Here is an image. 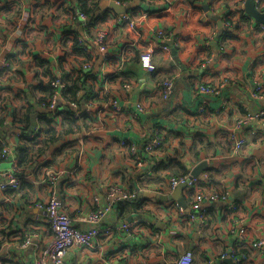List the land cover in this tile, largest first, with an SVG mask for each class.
<instances>
[{
	"label": "clouds",
	"instance_id": "obj_1",
	"mask_svg": "<svg viewBox=\"0 0 264 264\" xmlns=\"http://www.w3.org/2000/svg\"><path fill=\"white\" fill-rule=\"evenodd\" d=\"M98 3L107 6L105 0H98ZM112 3H116L120 8H126L140 4V0H107V4ZM21 7L23 9L21 19H24L29 14V9L23 5ZM141 7L147 8L152 5L148 0H145ZM168 11L177 16V21L168 26V30L172 32L168 39H172L175 32L179 30V17L183 16V12L171 7H168ZM91 15L92 13L88 15L77 13L75 19L64 18L70 27L80 25L81 41L86 42L87 50L91 55L90 60L74 63L61 71L57 62L59 48L57 44L53 43L43 49V54L51 60L48 65L51 69L49 75H43L41 72V75L36 76L37 70L28 68L30 58H25L22 63L13 65V73L18 69L23 73V76L12 75L6 81V84L12 86L13 89L22 88L23 94L19 100L14 98V92L6 94L8 99L5 102L8 105L9 116L0 122V137L5 142L4 151L8 158L0 161V174L7 173L10 177L14 173L12 163L16 146L19 143L18 138L24 130V124H28L30 127L33 123V114L38 111L46 112L54 117L55 123L54 130L48 136L47 144L43 148V155L38 159L34 158L33 162L26 165L23 170L36 185H47V201L45 193H41L39 201L35 199V196L26 197L27 203L20 202L17 210L10 214L11 225L3 226L4 230H20L21 235H16L10 240L0 236V264H4L5 259L11 264H71L73 258H76L77 264H152L151 258L140 252L133 255L130 250H126L123 254L117 253L115 259L108 258L109 251L123 243L127 236V233L123 231L126 226L125 220L117 219L115 205L110 204L109 201L121 190L127 191V177H135L147 171L153 158L176 156L177 153L180 154L178 158L182 159L189 170L201 163L202 160H207L209 164L217 162L229 164L223 175L225 190L220 194L221 202L230 204L234 199H239L241 211L238 216L234 217L233 223L228 228H222L221 232L217 233L225 237L229 244L224 254L227 255L232 251L231 243L234 239L246 238L255 251L250 252L247 257L237 256V262L241 260H243V264H249L250 261H254L255 264L264 262V222L253 218L264 213V163H257L253 160L247 168H242L240 164L241 161L257 155V149L264 148V137H261L255 144L250 143L247 147H241V140L248 139L242 136L243 129L247 125L256 124L253 114L258 107L264 106V95L257 96L252 93V86L243 71L231 80L221 78L223 82L218 87L208 85L209 77L205 75L206 69L211 66L214 69L222 70L224 67L223 62L213 63L215 59H218L215 51L206 58L200 57L194 61L186 54L181 56L184 70L181 69V66H176L168 78L161 81L153 76L158 61L152 55L151 48L137 46L135 51L121 56L119 64L115 66L120 73L116 77L118 82H106V75L113 70L108 64L103 63L105 57L120 52L121 46L126 40L146 38L141 36V32L144 30V22L148 13L110 17L106 24L89 33L86 26ZM50 17L51 12L45 9L37 16L38 24L49 25L47 31H55L58 39L64 21L52 23ZM124 21H128L127 27H118ZM164 30L163 26L155 25L151 27L147 35L160 33ZM109 34L111 35L109 36ZM46 35L47 32L42 33L40 39L43 40ZM11 39L12 37L9 36V42ZM4 47L8 48L9 45L6 44ZM247 47L251 49V40L248 41ZM168 63L170 65L174 63L171 56L168 57ZM72 69H80L83 72L86 70L96 74L98 78L91 90L88 84L83 83V77L80 80H75L73 77L79 86L78 91L73 95L62 94L61 90L64 89L65 84L72 81L61 83V80L64 79L65 72ZM33 77L46 84H51L55 89L54 95L43 98L40 93L33 94L30 90V85L35 82ZM255 83L264 84V79ZM101 85H103L102 89ZM229 94H233L245 103L248 115H236L231 122L227 118L217 120L213 117L206 130L211 140L215 139L213 132L217 127L231 131L233 136L230 147L222 145L208 151L202 147L199 150V155H196L187 151V142L182 147L179 141L170 144L167 141H162L164 151L148 154L147 161L135 165L134 168L124 164L122 153L105 157V159L113 161L109 168L118 163L128 167L123 181H114L111 172L107 169L104 175L97 174L104 151L103 144L112 142V138L117 134L128 137L132 141L130 150L138 152L148 140H152V143L161 141L167 127L185 126L184 120L169 123L168 120L161 119L160 117L165 115L166 111L175 109L183 115L194 110L199 104L207 103L213 97L220 98V103L223 104ZM150 100H156V102L148 104ZM57 102L60 104L59 108H57ZM227 106L235 107L231 99H228ZM65 110L71 113L74 123H68L63 115L56 114ZM13 112L16 113V117L11 115ZM85 112H87V116L84 115ZM21 116L23 123L17 119ZM257 126L264 128V123H259ZM150 129L159 131L160 135L153 138ZM192 130V121L188 120L186 131ZM98 132L104 134V141L96 140L92 135ZM66 144L72 146L57 156L52 167L43 169L38 176H32V171L37 167L40 159L47 158L55 149ZM77 162L86 163L87 167L78 175L71 177L74 182H79L78 189L80 190V198L73 200L70 194L61 193L60 184L62 180L69 177L67 169H73ZM237 175L243 176L244 180L238 187H235L233 178ZM189 176H184L182 179L170 178L171 188L163 193L156 190L157 186L141 187L137 185L136 187L139 190L138 194L148 192L154 195H170L176 185L190 183ZM9 182L14 183L15 181L10 179ZM101 195L103 198H99ZM216 200L217 195H214L213 192H206L197 197L192 205L199 208ZM47 202H50V206ZM34 210L41 213V219H44L43 213H50L59 221L54 227L57 235L49 234V231L43 227L24 229L25 219ZM172 219H176V216L172 215ZM102 222L109 225L115 223L120 231L106 240H98L96 233ZM73 224L75 227L72 228L75 229V232H66V228ZM243 225H256V227L251 234L245 237L242 233ZM193 233L197 236L200 235L195 229H193ZM96 247H99V252L92 251ZM202 253L203 255L193 256L191 249L186 248L179 253L177 264H193V262L203 264V257H207L210 264H215V250L206 246L202 249Z\"/></svg>",
	"mask_w": 264,
	"mask_h": 264
},
{
	"label": "crops",
	"instance_id": "obj_2",
	"mask_svg": "<svg viewBox=\"0 0 264 264\" xmlns=\"http://www.w3.org/2000/svg\"><path fill=\"white\" fill-rule=\"evenodd\" d=\"M144 2L145 0H140V4L134 7L120 8L116 3L107 4V0H105L107 6L100 5L98 0H0V60L6 59L9 65L0 75V122L9 116L8 105L5 102L8 99L6 94L14 92L16 100H19L23 94L22 88L17 90L6 84V81L12 75L23 76V73L18 69L13 73V65L22 63L25 58H30L29 70L36 69V76L41 75V72L43 75H49L51 69L48 65L51 60L43 54V49L53 43L57 44L59 48L57 62L61 71L74 63H83L91 58L86 42L81 41L80 25L77 24L75 27H70L64 19L65 17L75 19L77 13L84 15L92 13L91 19L86 26L89 33H91L106 24L110 17L126 13L129 16H136L138 13L147 12L148 16L144 22V30L141 32V36L146 38L126 40L121 48L126 45L124 49L125 55L135 51L137 46L144 48L148 46L158 47V45L165 43L169 51H157L154 54V58L158 61L156 71L153 74L155 79L161 81L167 79L176 66H181V69L184 70L181 56L186 54L194 61L200 57H208L214 52V49H217L218 59H215L213 63L219 64L223 62L224 67L222 70L214 69L211 66L206 69L205 75L209 77L208 84L218 87L223 82V79L231 80L243 71L246 73V78L251 84L253 91L255 82L264 79V27H259L245 15L243 6L238 0H148L152 7L142 8L141 4ZM22 5L29 9V14L24 19H21ZM168 7L183 12V16L179 17V30L175 32L172 39H168L172 35V32L168 30V26L177 21V16L169 12ZM45 9L51 12L50 21L52 23L64 21L58 39L55 31H47L49 25L38 24L37 16ZM260 11H264V4ZM228 17L231 18L232 28L229 35L222 38V34L226 29L224 22ZM155 25H161L165 28L163 32H160L165 40L156 39L157 33L147 35L151 27ZM118 27L126 28L127 26L126 24H121ZM45 32H47V35L41 40L40 36ZM9 36L12 37L10 42L8 40ZM249 40H251V49L247 47ZM6 44L9 45L8 48L4 47ZM220 45L223 46V51H220ZM38 47L39 50H37ZM169 56L174 62L171 65L168 63ZM120 58V52L105 57L103 63L108 64L113 70L105 77L108 82H118L116 77L120 73L115 66L119 64ZM73 77H75V80L83 77L84 83L89 85L90 90L98 78L93 72L72 69L69 72H65L64 80L75 81ZM33 80L35 82L30 85L32 93H40L43 98H47L50 92L49 84L42 80H36L35 77H33ZM90 81L91 83H89ZM262 85L264 86V84ZM102 88L103 85H101ZM228 99H231L235 107H226ZM155 102L156 100H150L148 104ZM199 106L200 104L191 112H186L183 115L175 109L173 111L165 110L166 114L160 117L161 119L168 120L169 123L184 120L185 126L167 127L165 134L162 136L164 141L169 144L179 141L182 147L187 142V151L196 155H199V150L202 147L206 151L222 145L230 147L231 143L227 140L228 129L217 127L213 132L214 140L209 139L206 129L213 117L217 120L227 118L231 122L236 115H246L248 109L245 103L241 102L233 94H229L223 104L220 103V98H210L203 114L197 113ZM261 107H258L257 110ZM47 114L39 111L33 114V121L36 123L33 133L28 136L21 133L18 138L19 143L13 155L14 162L12 165H16L19 172H24L26 165L32 163L34 158L38 159L43 155V148L47 144L48 136L54 130L53 125L55 123L54 120L49 121L46 119L45 116ZM11 115L16 117L15 112L11 113ZM57 115H63L68 123H74V120H71V116L69 117L64 111L58 112ZM84 115L87 116V112ZM157 116H160V114H157ZM17 119L20 121L23 120V117H17ZM188 120L192 121V131H186ZM28 128H24V130ZM149 131L152 135L155 133L160 135L159 131H152L151 129ZM255 131L259 132V134L255 137L249 136L245 147L250 143H257L261 137H264V129L255 125ZM246 133L248 134L244 130L242 136H246ZM92 135L96 140H105L102 132L93 133ZM0 140L3 141V138L0 137ZM122 141L132 142L128 137L117 134L112 138V142L103 144L104 151L98 166V175H104L107 169L111 172L114 181H123L125 179L128 167L118 163L114 167L109 168L113 161L105 159V157L112 156L115 153H122L124 164L134 168L130 154L127 153L126 148L120 146ZM71 146V144H66L61 148L55 149L47 158L40 159L37 167L32 171V176L40 175L43 168L52 167L57 156ZM23 147L29 150L20 151ZM164 150V145L162 144L158 151ZM256 152L257 155L240 162L242 168H247L248 165L252 164L253 160L257 161V163H264V148L257 149ZM179 156L180 154L177 153L176 156H166L160 159L153 158L147 171L135 177H127V191L137 190L138 194L139 190L136 186L140 185L141 187L157 186L156 190L163 193L170 189V178L188 175L189 171H193L195 167L205 162L207 166L198 177L203 179L206 174L208 180H201L196 188L203 191V193L215 192L220 196L221 192L225 190L223 175L229 167L227 162L209 164L207 160H202L201 163L189 170L182 159L178 158ZM86 167V163L77 162L73 169H67L69 177L61 181V193L70 194L73 200L80 198L79 182H74L71 177L78 175ZM26 176L27 180L23 182L18 191H0V236H4L9 240L16 235H21L20 230L5 231L3 228L5 225H11L10 214L17 210L20 202L27 203L26 197L29 196H35V199L39 201L41 193L46 194L45 200L47 201V185L38 186L28 175ZM243 180V176H235L233 178L234 186L238 187ZM197 191L194 190V192ZM187 193L186 188L175 189L170 195H154L153 193L144 192L138 194L136 202L125 204L121 208L115 209L117 219L123 218L125 223H131L133 227L132 231L127 233L124 242L109 251L108 258L115 259L117 253L123 254L126 250H130L133 255L140 252L151 258L152 264H171L184 249L190 248L193 256H196L197 254L203 255L202 249L207 246L216 252L214 257L215 264H226L224 263L225 259H230V257L227 256L225 259L220 260L219 256L225 255L224 253L227 251L229 244L225 237L217 233L221 232L222 228H228L233 223L234 217L238 216L241 211V201L234 199L230 204L222 203L221 200L212 201L209 204L202 205L203 210L200 215L203 216V219L194 218L193 221H189L179 214L176 207L177 200L183 199L187 209L189 208L191 195H187ZM171 196L172 200H168V198L165 201L160 199V197ZM99 198H103L102 195ZM62 201L63 196L61 197V203ZM227 209L228 211H226ZM172 215H175L176 219H172ZM40 216L41 213L38 210L32 211L24 221V229L43 227L52 235L50 226L46 222L45 213H43L44 219H41ZM253 218L264 222V213ZM112 225L116 224L109 225L103 222L101 224L103 227ZM242 227L246 229L248 235L253 232L256 225H243ZM193 229L199 232L200 235H195ZM117 232L102 235L97 239L106 240ZM233 246L234 240L231 243V247ZM99 250V247L92 249L93 252H99ZM252 251L254 250L249 251V253ZM209 262L207 257H203V264H210ZM4 264H11V262L5 259ZM71 264H77L76 258H73ZM249 264H255V262L250 261ZM261 264H264V262H261Z\"/></svg>",
	"mask_w": 264,
	"mask_h": 264
},
{
	"label": "built area",
	"instance_id": "obj_3",
	"mask_svg": "<svg viewBox=\"0 0 264 264\" xmlns=\"http://www.w3.org/2000/svg\"><path fill=\"white\" fill-rule=\"evenodd\" d=\"M254 1V4H255V7L259 10H261L263 4H264V1L263 0H253ZM238 2L240 4H242V6L244 5V2L245 0H238ZM240 6V7H242ZM82 14V13H80ZM84 15V14H82ZM122 15H129V14H122ZM121 16V15H119ZM227 19V18H226ZM127 23L128 21H124L123 24H126L127 26ZM224 26H225V30L224 31H227V32H230L231 31V28H232V23H231V18L228 17V19L224 22ZM261 28H263V26H259ZM159 38L158 39H164L163 35L161 33H157V35ZM126 45H123V47L121 48V56H124V49H125ZM151 48L152 50V55L154 56V54L157 52V51H169V48L166 46L165 43H162L160 45H158V47H152V46H148L147 48ZM219 49L220 51H223V46L220 45L219 46ZM91 58H89L90 60ZM9 67L8 63H7V60L6 59H2L0 60V75ZM106 82H108L107 80H105ZM64 79L61 80V83H64ZM208 85H211L213 87H216L212 84H208ZM49 87H50V95L49 96H52L54 95L55 93V89L54 87L49 84ZM68 89V86H67V83L65 84V87L63 90H61L62 94L65 95L66 91ZM253 94L257 95V96H260V95H264V86L262 84H258L256 83L255 86H254V89L252 91ZM67 96V95H65ZM48 97V96H47ZM208 106V102L207 103H201L200 106L198 107L197 109V113L198 114H203L205 112V108ZM60 107V104L59 102H57V108ZM58 113V112H57ZM56 113V114H57ZM248 113L244 116H247ZM254 117H255V121H256V124H252V125H247L246 127H244L243 131L246 130L248 132V134L246 133V136L244 137H252V136H257L259 134V132H256L255 131V125L259 124V123H264V106H262L260 109H258L254 114ZM46 119L49 120V121H53L54 120V117H51L49 114H47L46 116ZM264 129V128H262ZM22 133V132H21ZM153 138H155L156 136H159L158 134H153L152 135ZM233 136V133L231 131H228V136H227V140L229 143H232V139L231 137ZM162 141H164L163 137L161 138V141H157L156 143H152V140H148L146 141L143 146L140 148V151L138 152H133L131 151V146H132V142H120V146L123 147V148H126L127 150V153L130 154L132 160H133V164H134V167L135 165H138L140 163H144L147 161L148 159V154L150 153H154L156 151H158L161 146H162ZM248 143V139H242L241 140V147L244 148ZM0 145L2 147V151H1V154H0V161L2 160H5L7 159V153L4 151L5 149V142L0 140ZM13 169L15 170L14 173L9 177V175L7 173L5 174H0V191H7V192H14V191H18L20 186L22 185L23 182H25L27 180V176L24 172H19L16 165H12ZM43 169H46V168H43ZM186 176H189L186 175ZM205 177L203 179H206L208 180V177L207 175L205 174L204 175ZM184 177V176H183ZM183 177H180L181 179ZM14 180L15 182L14 183H11L9 182V180ZM201 177H196V178H192L190 179V176H189V181L190 183H180L178 185H176L175 189L177 187H179L180 185H185V188L187 189V195H191L190 196V199H189V208L188 209H182L178 204L176 205L177 209H178V212L181 216L185 217L186 219H188L189 221H193L194 218V215L191 214L190 211H193V210H199L200 213L202 212V206L201 207H195L192 205V203L194 201H196L197 197H200L202 196L203 191H200V189H197L196 186L198 185L199 182H201ZM169 186L171 188V180H169ZM174 189V190H175ZM194 190H198L197 192H194ZM214 195H217V193L213 192ZM138 194H137V190H134V191H124V190H121L120 192H118L114 198L109 201L110 204L112 205H115V209H117L120 205H125V204H129V203H134L138 200ZM192 197V198H191ZM221 200L220 196L217 195V200L216 201H219ZM61 202V201H60ZM50 206V202H47ZM231 209V208H230ZM94 211V209H93ZM228 211V209L226 210ZM199 213L198 217L199 219H203V216H201ZM45 216H46V222L48 223V225L50 226V229H51V232H52V235H57V233H55L54 231V227H55V224L56 223H59V221L55 218V217H52L50 213H45ZM125 227L123 228V231L125 233H130L132 231V224L131 223H125ZM72 227H75V225L73 224L72 226L70 227H67L66 228V232H72L74 233L75 232V229L72 228ZM117 231H120L119 228H117L116 225H112V226H100L99 228V231H97L96 233V238H99L100 236L102 235H107V234H110L112 232H117ZM242 233L245 235V237L247 236V233H246V229L242 227ZM85 247H87V245H85ZM61 251H63V249H60ZM251 250H254V248L251 247V245L247 242V239H240V240H235L234 239V246L232 247V251L227 254V255H220L219 256V259L220 260H223L225 259L227 256L230 257V259L232 260L233 263L235 264H243V260L237 262L236 260V257L237 256H241V257H247L249 255V251ZM210 263V262H209ZM171 264H177V258L171 263Z\"/></svg>",
	"mask_w": 264,
	"mask_h": 264
},
{
	"label": "water",
	"instance_id": "obj_4",
	"mask_svg": "<svg viewBox=\"0 0 264 264\" xmlns=\"http://www.w3.org/2000/svg\"><path fill=\"white\" fill-rule=\"evenodd\" d=\"M243 11L245 13V15L247 17H249L250 19H252L254 21V23L258 26H263L264 27V11H260L259 9H257L255 7L254 1L253 0H245L244 5H243ZM214 51L217 53V49H214ZM36 128V123L33 121V123L31 124V126L26 129L23 130L22 133L26 136L31 135L33 133V130ZM206 163L202 162L201 164H199L197 167H195L193 169V171H191V175H190V179L192 178H196L198 177L202 171L206 168ZM184 189L185 185H180L179 187H177L176 189ZM172 200V196L171 197H160V199L162 200ZM177 204L182 208V209H187V205L185 204L183 199H178L177 200ZM191 214L194 215V217H198L200 211L199 210H193L190 211ZM224 263L226 264H233L231 259H225Z\"/></svg>",
	"mask_w": 264,
	"mask_h": 264
},
{
	"label": "trees",
	"instance_id": "obj_5",
	"mask_svg": "<svg viewBox=\"0 0 264 264\" xmlns=\"http://www.w3.org/2000/svg\"><path fill=\"white\" fill-rule=\"evenodd\" d=\"M228 35H229V32L224 31L223 34H222V38H225V37H227ZM76 80H80V78H77ZM64 81H65V80H64ZM83 83H84V81H83ZM84 84H85V83H84ZM67 86H68V89H67L65 95H73V94H75L76 91H78V88H79V86L77 85V83H76L75 81H72L71 83H67ZM50 92H51V90H50ZM50 92H49L48 96L50 95ZM64 113L68 114L69 117L71 116V113H70L69 111H67V110H65ZM43 117H44V116H43ZM43 117H42V118H43ZM70 119H71V118H70ZM71 120H72V119H71ZM20 122L23 123V120H20ZM28 127H29L28 124H24V128H28ZM28 150H29V149H28V148H25V147H23V148L20 149V151H28ZM1 151H2V147H1V145H0V154H1ZM23 162H24V161H23ZM183 176H186V174H185V175H181V176L176 177V178H180V177H183ZM22 184H23V183H22ZM121 206H122V205H120L117 209L121 208Z\"/></svg>",
	"mask_w": 264,
	"mask_h": 264
}]
</instances>
